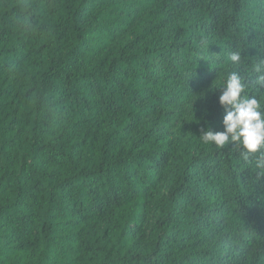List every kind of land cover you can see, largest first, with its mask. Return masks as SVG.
<instances>
[{"label": "trees", "instance_id": "16d2710c", "mask_svg": "<svg viewBox=\"0 0 264 264\" xmlns=\"http://www.w3.org/2000/svg\"><path fill=\"white\" fill-rule=\"evenodd\" d=\"M261 62L264 0H0V264H264V147L200 141Z\"/></svg>", "mask_w": 264, "mask_h": 264}, {"label": "clouds", "instance_id": "9594fccd", "mask_svg": "<svg viewBox=\"0 0 264 264\" xmlns=\"http://www.w3.org/2000/svg\"><path fill=\"white\" fill-rule=\"evenodd\" d=\"M228 61L231 64L241 63L240 53H231ZM253 71L258 74L256 85L264 87V62L254 65ZM217 86L223 89L218 97V103L225 110L223 131L214 132L206 127L200 136L201 143L205 146L224 147L233 142L247 153L259 152L264 147V96L259 99L256 96L249 98L241 77L235 72H229ZM255 164L264 174V154L256 159Z\"/></svg>", "mask_w": 264, "mask_h": 264}]
</instances>
